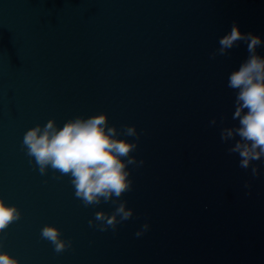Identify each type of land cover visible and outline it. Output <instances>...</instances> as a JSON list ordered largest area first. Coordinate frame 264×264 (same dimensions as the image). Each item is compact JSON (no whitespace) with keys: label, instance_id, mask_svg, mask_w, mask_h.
<instances>
[{"label":"water","instance_id":"95a60500","mask_svg":"<svg viewBox=\"0 0 264 264\" xmlns=\"http://www.w3.org/2000/svg\"><path fill=\"white\" fill-rule=\"evenodd\" d=\"M233 22L264 41V0H0V199L21 214L0 251L19 264H234L264 158L254 177L227 152L240 138L221 141L239 127L227 83L248 52L240 42L211 55ZM101 113L137 143L132 190L85 207L22 141L50 119ZM120 203L131 219H95ZM46 225L65 251L41 238Z\"/></svg>","mask_w":264,"mask_h":264},{"label":"clouds","instance_id":"9594fccd","mask_svg":"<svg viewBox=\"0 0 264 264\" xmlns=\"http://www.w3.org/2000/svg\"><path fill=\"white\" fill-rule=\"evenodd\" d=\"M240 42L246 45L248 57L238 70L229 74L227 83V87L236 92L232 118L238 119L239 127L224 129L221 141L235 136L240 138L227 152L238 154L239 167L249 169L251 166V173L255 177L258 170L252 166V162L264 158V57L257 53L264 41L251 32L242 33L238 24L233 22L230 32L218 41V53H212L211 58L215 59L217 54L226 55ZM210 123L215 124V119ZM119 135L115 126H109L107 115L101 113L87 118L77 116L66 121L62 127H57L55 121L50 119L43 126L38 124L29 128L24 133L22 145L27 149V154L35 159L41 174L51 167L61 176H69L75 188V197L88 207L99 204L102 199L104 202L113 197L119 199L132 190L133 182L126 169L136 163L131 153L136 150L137 143L119 139ZM123 135L136 137L137 141L139 139L135 126L125 125ZM245 186L248 187L247 184ZM132 217L133 210L127 208L125 203H120L111 215L95 213L97 221H103L113 229L118 223ZM20 218L16 206H6L0 199V232ZM89 225H92V221H89ZM147 229L148 224H144L142 231ZM142 231H138L136 236L139 237ZM60 236V231L54 226L46 225L41 229V238L52 243L57 253L70 246ZM0 264H19V261L9 253L0 251Z\"/></svg>","mask_w":264,"mask_h":264}]
</instances>
